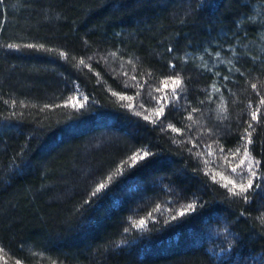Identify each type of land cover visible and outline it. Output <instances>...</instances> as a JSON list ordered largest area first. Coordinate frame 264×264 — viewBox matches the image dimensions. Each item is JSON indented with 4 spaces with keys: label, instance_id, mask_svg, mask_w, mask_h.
<instances>
[{
    "label": "trees",
    "instance_id": "16d2710c",
    "mask_svg": "<svg viewBox=\"0 0 264 264\" xmlns=\"http://www.w3.org/2000/svg\"><path fill=\"white\" fill-rule=\"evenodd\" d=\"M262 99L264 0H0V264H264Z\"/></svg>",
    "mask_w": 264,
    "mask_h": 264
},
{
    "label": "snow or ice",
    "instance_id": "6c2138e0",
    "mask_svg": "<svg viewBox=\"0 0 264 264\" xmlns=\"http://www.w3.org/2000/svg\"><path fill=\"white\" fill-rule=\"evenodd\" d=\"M81 63H83V61H81ZM173 83H174V85H177V86H178V85H180L181 80L177 78V79H175V80L173 81ZM165 87H167V84H165ZM253 87H256V86L253 85ZM261 103H264V99L261 100ZM73 107H76V105L73 104ZM81 107H82V105H81ZM161 111H163V109H161ZM252 119H253V120H256V119H257V113H256V112H253V113H252ZM249 143H251V141H249ZM245 154H246V156H247V152H246ZM149 155H150V153L147 152V151H145V152L143 153V156L134 155V156L132 157V159H133L134 162H137V161H143V160H145V158L149 157ZM240 163H241V165H243V164H244V160L242 159V160L240 161ZM257 163H258V162H257ZM232 171L235 172L236 169L233 168ZM255 175H256V173H255V172H252V176L255 177ZM230 183L233 184V187H232V188H229V191H230L233 195H236V196H243L244 199H247V196H244V194L247 193V192L249 191V189H251V188L253 187V181H252V180H248L247 185H245V184H239V185H236L234 182H231V181H230ZM105 187H106L105 184H103V183L99 184V187L96 189L95 192H93L92 195L95 196L96 194H98V193H99L102 189H104ZM225 187H227V185H225ZM237 189H238V190H237ZM189 210H194V206H193V205H189V206H188V209H185V210L182 211L180 214H181V215H184V214H185L187 211H189ZM144 223H145L144 221H141L140 224L137 225V227H141V226H143Z\"/></svg>",
    "mask_w": 264,
    "mask_h": 264
},
{
    "label": "bare ground",
    "instance_id": "6f19581e",
    "mask_svg": "<svg viewBox=\"0 0 264 264\" xmlns=\"http://www.w3.org/2000/svg\"><path fill=\"white\" fill-rule=\"evenodd\" d=\"M86 175H90V171L84 172Z\"/></svg>",
    "mask_w": 264,
    "mask_h": 264
}]
</instances>
